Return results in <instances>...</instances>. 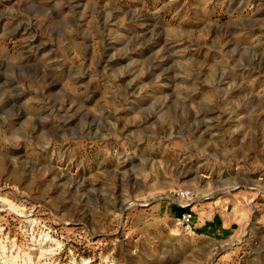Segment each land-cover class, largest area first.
I'll return each instance as SVG.
<instances>
[{
  "label": "rangeland",
  "instance_id": "374dc122",
  "mask_svg": "<svg viewBox=\"0 0 264 264\" xmlns=\"http://www.w3.org/2000/svg\"><path fill=\"white\" fill-rule=\"evenodd\" d=\"M4 76L0 264H264V0H0Z\"/></svg>",
  "mask_w": 264,
  "mask_h": 264
},
{
  "label": "bare ground",
  "instance_id": "6f19581e",
  "mask_svg": "<svg viewBox=\"0 0 264 264\" xmlns=\"http://www.w3.org/2000/svg\"><path fill=\"white\" fill-rule=\"evenodd\" d=\"M80 7V5H76L75 8H78ZM148 28H149V25H147V30L146 32L148 31ZM148 33V32H147ZM145 35V34H144ZM153 34L151 33V36ZM146 42V41H145ZM148 43V42H147ZM142 46H146V44L142 43L140 44ZM170 59V56L168 54V50L167 49H164L163 51V54L162 56L160 57L159 61L157 62V64H154L152 65V67L150 66L149 69L150 70H159L161 71L160 75H161V78H164V79H169L168 77L169 76V68H165V65H167L168 61ZM49 68V67H48ZM148 71V69H147ZM4 72V71H3ZM7 77V76H6ZM5 78V76H4ZM6 79V78H5ZM221 81V80H220ZM223 82V81H222ZM14 84V81L13 80H10V79H6L5 81H1L0 79V92L3 93L2 95V101H3V104L5 107H10L9 104L10 103H14L16 100H18L21 95L18 93V90L16 88H14L13 86ZM11 108V107H10ZM13 109V108H11ZM60 113V110H56ZM71 111V110H70ZM62 113V112H61ZM58 115V114H57ZM73 115V114H72ZM69 114V110L65 111L63 115H61V117H59V126L60 127H69L72 123V119H73V116ZM87 119V118H86ZM94 122V121H93ZM91 121L90 123V129H92V126L96 127V123L95 124H92L93 123ZM44 126V125H43ZM42 126V127H43ZM200 126V125H199ZM93 127V128H94ZM40 128V127H39ZM44 128V127H43ZM56 129V128H55ZM188 172V171H187ZM192 173L194 172H190L189 174L188 173H183V179H189V181H191L192 179H195L194 177H197L196 175H193L192 177ZM195 174V173H194ZM191 176V177H190Z\"/></svg>",
  "mask_w": 264,
  "mask_h": 264
},
{
  "label": "built area",
  "instance_id": "2783aa9c",
  "mask_svg": "<svg viewBox=\"0 0 264 264\" xmlns=\"http://www.w3.org/2000/svg\"><path fill=\"white\" fill-rule=\"evenodd\" d=\"M174 195L177 197L176 205L182 212L178 215H174L173 220L184 233L192 234V213L186 209L190 206V202H192L191 194L183 190H178L174 191Z\"/></svg>",
  "mask_w": 264,
  "mask_h": 264
},
{
  "label": "crops",
  "instance_id": "0c3cea01",
  "mask_svg": "<svg viewBox=\"0 0 264 264\" xmlns=\"http://www.w3.org/2000/svg\"><path fill=\"white\" fill-rule=\"evenodd\" d=\"M198 223H195L196 230L206 235L215 236L219 234H226L228 228L223 223L214 222L212 219H207L205 223L197 227Z\"/></svg>",
  "mask_w": 264,
  "mask_h": 264
},
{
  "label": "trees",
  "instance_id": "16d2710c",
  "mask_svg": "<svg viewBox=\"0 0 264 264\" xmlns=\"http://www.w3.org/2000/svg\"><path fill=\"white\" fill-rule=\"evenodd\" d=\"M181 212H182V210L178 209V210H176V214H175V215H178V214H180Z\"/></svg>",
  "mask_w": 264,
  "mask_h": 264
}]
</instances>
